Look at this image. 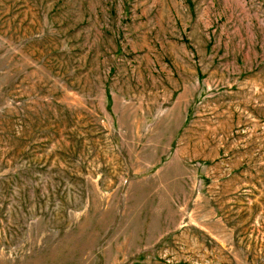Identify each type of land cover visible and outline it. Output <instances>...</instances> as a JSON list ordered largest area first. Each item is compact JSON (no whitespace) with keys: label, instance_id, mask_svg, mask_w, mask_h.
Here are the masks:
<instances>
[{"label":"rangeland","instance_id":"374dc122","mask_svg":"<svg viewBox=\"0 0 264 264\" xmlns=\"http://www.w3.org/2000/svg\"><path fill=\"white\" fill-rule=\"evenodd\" d=\"M0 264H264V0H0Z\"/></svg>","mask_w":264,"mask_h":264}]
</instances>
